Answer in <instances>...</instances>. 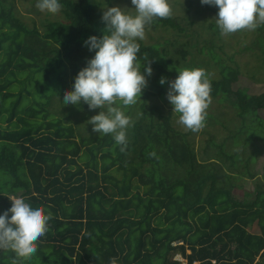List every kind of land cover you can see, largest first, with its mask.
<instances>
[{
  "label": "trees",
  "instance_id": "16d2710c",
  "mask_svg": "<svg viewBox=\"0 0 264 264\" xmlns=\"http://www.w3.org/2000/svg\"><path fill=\"white\" fill-rule=\"evenodd\" d=\"M186 2L188 13L194 0ZM60 3L63 21H43L39 32L20 20L13 0H0V212L10 207L8 198L24 196L51 213L48 231L38 238L35 253L23 259L10 249H0V264L13 260L17 264H109L113 258L117 264H137L139 255L145 258V253L140 254L143 246L129 262L128 236L141 230L148 218L162 223L152 228L148 223L140 231L158 264H179L173 261L176 254L186 264H264V187L255 183L253 192H244L240 200L231 194L241 189L237 182L242 178H255L250 165L257 151L244 154L225 148L240 133L245 140L264 141V122L258 116L264 110V92L248 95L246 89L235 87L239 65L213 40L206 41L198 53L205 51L218 70L217 79L209 77L204 61L186 62L187 49L193 46L188 42L180 48L168 40L138 42L141 70L150 66L152 72L138 99L133 140L121 152L111 134L82 136L70 119H49L51 100L58 97L62 103L68 80L73 85L77 72L94 55L83 42L91 35L107 34L106 25L95 0ZM149 25L184 31L171 16L154 18ZM210 27L217 35L218 27ZM252 31L251 42L242 43L237 52L253 53L264 66V24ZM183 68H203L211 83L210 98L218 103L230 99L238 123L227 126L230 123L207 114L204 125H220L224 134L207 135L200 156L190 139L192 131L178 129L154 100L166 99V82ZM254 75L253 71L250 78ZM161 77L166 78L163 85ZM24 97L32 101L24 104ZM79 106L88 107L82 102ZM94 202L100 205L96 211L91 207ZM131 207L140 218L122 216ZM251 227L259 233L252 234Z\"/></svg>",
  "mask_w": 264,
  "mask_h": 264
},
{
  "label": "clouds",
  "instance_id": "9594fccd",
  "mask_svg": "<svg viewBox=\"0 0 264 264\" xmlns=\"http://www.w3.org/2000/svg\"><path fill=\"white\" fill-rule=\"evenodd\" d=\"M130 3L134 8L112 6L102 12L107 34L91 35L83 42L94 55L77 72L71 90L64 91L62 101L64 105L76 106L83 101L89 110L100 109L87 123L92 125L93 132L111 134L121 146V152L127 147L126 129L131 126L124 108L135 104L138 97L141 99L146 78L152 72L150 66H144L141 72L137 41L144 39L145 28L154 18L165 19L171 15L169 0H130ZM200 3L218 9L215 23L222 35L241 29L254 30L264 24V0H200ZM35 7L42 13L57 14L62 5L60 0H37ZM165 82L166 78L161 77L159 83ZM167 83L166 99L172 112L179 114L178 123L192 132L201 129L211 91L205 70L180 69ZM8 199L10 207L0 212V249H10L15 257L27 259L36 252L38 238L48 231L51 213L24 196ZM12 264H17L16 260ZM109 264H117L116 259H110Z\"/></svg>",
  "mask_w": 264,
  "mask_h": 264
},
{
  "label": "rangeland",
  "instance_id": "374dc122",
  "mask_svg": "<svg viewBox=\"0 0 264 264\" xmlns=\"http://www.w3.org/2000/svg\"><path fill=\"white\" fill-rule=\"evenodd\" d=\"M14 6L16 10V15L20 18L21 21L29 25V27H36L39 32H42V25L41 23L43 21H63L60 11L57 14H49L47 12H40L36 7L37 0H13ZM100 4V9L103 11L106 10L107 7L112 6H119L121 8H134L133 5H131L130 0H95ZM169 4L171 7V17L175 18L180 26L184 29L182 33H178L177 31H172L170 29L162 28L160 26H157L156 28H152L151 25H147L145 28V37L144 39L138 40L137 42H141L144 45H150L155 43H163L165 40H168L171 42L174 47L180 48L181 44L189 43V45H193L190 47V49H187L190 54L186 56V62L187 61H194L199 62L204 61L207 65L206 68L209 70V77L217 79L219 77L218 70L216 67L213 66L212 63L208 60V57L206 56L205 51L203 53H198V50L201 49V47L206 44V41L213 40L215 42L216 47H221L222 52L228 55H233L235 61L239 65L240 69V76L238 79L237 84L235 87L244 88L246 89V92L248 95H258L262 92H264V66H260V60L251 52L244 51V52H237V49L242 48V43L251 42L253 39V33L254 31L249 29H241L239 31H236L234 33H230L227 35H222L220 31H218L217 35L214 34L213 29L210 27H216L215 18H216V12L217 8L215 6H209L207 4H201L200 0H194V3L190 6L189 12L186 13L184 11V5L187 4L186 0H169ZM191 21V22H190ZM190 22V23H189ZM221 56L222 53L219 52V50H216ZM237 52V53H236ZM258 52V51H256ZM258 55V53H256ZM143 72V69L141 70ZM255 72L254 78L251 77V73ZM173 79H169L168 81H171ZM72 85L70 80H68V83L66 85V90H71ZM165 92L168 89V83L166 82L165 85ZM17 90V88H16ZM30 90V89H29ZM12 92H15L11 89ZM31 91V90H30ZM49 92V91H47ZM142 92H144V88L142 89ZM16 93V92H15ZM166 97V95H165ZM23 98V103H30L32 100L31 98ZM139 97L137 98V102L133 105L126 106L124 108L125 114L128 115L131 119V126L126 129V137H127V143L131 142L133 140L131 130H132V123L137 119L139 115V104L140 102ZM14 100L9 99L6 104H8L10 101ZM59 98L55 97L52 98L51 103L52 107L50 108L49 112L51 113L50 118L52 120H58L63 119L67 121V118L70 119L72 127L79 131V133L82 136L88 135V134H94V135H101L99 133L92 131V125L87 123L89 118L93 115L98 114L97 112H92V110H89L87 108H82L81 106H76L72 104L64 105L63 103L58 102ZM157 101V104H159L164 111L165 114L170 115L174 125L182 130L186 131V129L178 123V114L175 112H172V106L168 102L167 99H165L163 102L161 100H158L157 98L154 99ZM83 103V101H81ZM119 103V102H117ZM231 100L227 99L222 103L216 102L214 99L210 98V103L208 105V108L206 109L207 114H212L217 120H221V122L230 123L225 124L227 126H237L236 119L234 118L233 109L230 106ZM89 112H92L88 114ZM259 118L264 122V110H261L258 112ZM232 127V128H233ZM231 129V128H229ZM223 133V130L221 129L220 125H203L201 129H199L196 132H192L190 135V139L192 140L193 147L195 149V152L200 156L202 152H200V146L202 143L207 139V135H213L216 137L221 136ZM226 134V132H225ZM227 146L225 148L230 151L232 148L240 149L241 153L245 152L249 153L252 151H257L255 155L252 157L253 161L251 162L250 166H253V169L255 171V178L248 179V178H242L239 182H237V185L241 186V189H235L232 191V197L236 200H240L243 196L244 192L252 193L253 189L255 188V183H259L263 185L264 187V141H255L253 139L245 140L244 136L240 133L234 135V139L230 140L229 143L227 142ZM242 146V147H240ZM212 152V150H210ZM200 160V159H199ZM263 168V169H262ZM122 173V172H121ZM118 178L120 176L118 173H113ZM171 172L168 174L171 176ZM124 184H127L126 181L123 182ZM104 192V191H103ZM107 193L110 192V190L106 191ZM186 195L191 194V190L188 186L185 188ZM105 194V192H104ZM143 204V203H142ZM92 209L94 211L98 210L100 205L99 203H92L91 205ZM144 209H139V212H142ZM137 211V210H136ZM136 211H134V208L131 207L127 213L122 212V216L126 218H130L131 215H135ZM133 213V214H132ZM134 219H138L141 216H134ZM151 217V216H150ZM158 216H156L157 218ZM147 221V222H146ZM146 221H143V224L141 226V230H145L148 227H157V225L162 224L160 221V224L157 223L158 219L155 218H148ZM145 222V223H144ZM137 230L135 232H132L128 236V243L130 254L127 258V260L130 262L135 253L136 255H139V252L137 250L139 247L141 248V245L143 247L140 250V254L145 253V258H142L140 256V260H138L137 264H140V262H153L156 263L158 258H155L154 256H150V252L152 251L150 244L141 237L140 231ZM250 232L252 234L259 233L255 228L251 227ZM140 240H144L146 243L143 242L141 244ZM175 243V242H173ZM177 243H175L176 245ZM93 250V249H91ZM186 254H188L186 252ZM179 259V258H176ZM178 261L181 262V259ZM57 263V262H55ZM37 264H51L49 262H37Z\"/></svg>",
  "mask_w": 264,
  "mask_h": 264
},
{
  "label": "crops",
  "instance_id": "0c3cea01",
  "mask_svg": "<svg viewBox=\"0 0 264 264\" xmlns=\"http://www.w3.org/2000/svg\"><path fill=\"white\" fill-rule=\"evenodd\" d=\"M150 253V255H152L151 253H152V251H149ZM187 253H189V251H186ZM176 258H179V259H181V262H179V264H186V261L185 260H183L182 258H181V256L180 255H178V254H176V255H174V257H173V261H176L175 259ZM147 262H145V264H146ZM153 263V262H152ZM153 264H158V261H156V263H153Z\"/></svg>",
  "mask_w": 264,
  "mask_h": 264
}]
</instances>
